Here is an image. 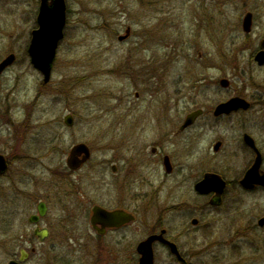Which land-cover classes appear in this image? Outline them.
Returning a JSON list of instances; mask_svg holds the SVG:
<instances>
[{
	"label": "rangeland",
	"instance_id": "374dc122",
	"mask_svg": "<svg viewBox=\"0 0 264 264\" xmlns=\"http://www.w3.org/2000/svg\"><path fill=\"white\" fill-rule=\"evenodd\" d=\"M66 2L65 35L45 83L28 52L40 0H0V61L16 54L0 78V149H10L18 136L27 141L21 140L24 149L17 147L19 151L35 155L43 149L41 140L57 135V155L44 159L53 164L65 162L71 147L84 141L93 146L91 166H97L91 180L100 181V159L118 156L105 148L112 143L110 135L128 126L121 140L129 135L134 149H142L158 139L156 118L164 117L171 130L164 144L177 165L169 175L157 165L139 173L150 184L147 195L156 211L170 209L167 224L190 227L178 236L186 264H264V225L258 224L264 217V189L248 191L238 182L254 158L243 142L245 131L264 153V103L219 119L210 112L235 93L264 97V65L254 59L264 38V0ZM248 10L255 13L250 33L243 30ZM128 28V38L120 40ZM224 76L231 80L229 88L219 84ZM202 103L209 113L196 122L200 132L186 145L176 132L186 114ZM68 113L73 126L65 123ZM218 140L223 144L215 152ZM207 170L228 180L219 206H207L209 196L194 189ZM111 173L109 167L108 180L115 176ZM9 200L0 202V264L29 246V240L23 243L27 237L21 243L18 235L32 229L24 203ZM181 202L183 210H174ZM192 217L200 219L199 226L191 224ZM50 258L36 253L29 264ZM155 264L181 263L159 248Z\"/></svg>",
	"mask_w": 264,
	"mask_h": 264
},
{
	"label": "flooded vegetation",
	"instance_id": "af4514ba",
	"mask_svg": "<svg viewBox=\"0 0 264 264\" xmlns=\"http://www.w3.org/2000/svg\"><path fill=\"white\" fill-rule=\"evenodd\" d=\"M40 5L41 0L39 7ZM248 13H251L252 16L253 29L254 11H246L243 20ZM262 41H264V38L259 43V49L254 54V59L257 52L262 49ZM255 61L257 62L256 59ZM139 65L142 68L146 67L142 63ZM147 71L149 72L150 70L148 69ZM222 78L230 80L227 76ZM230 85L231 80L229 86L223 88H229ZM235 96L243 97L250 103V107L247 110L253 105L264 103V97L259 94H254L249 98L242 93H235L222 101ZM216 105L210 111L216 119L245 111L238 110L230 114L216 116L214 114ZM205 106L202 103L194 108L193 110L202 109L203 113L192 124L182 128L187 114L193 110L189 111L176 132L184 136L183 139L186 140V145H188L190 138L197 136L200 132L196 122L205 116L206 113H209ZM163 118H156L160 128L158 130V139L152 144L145 145L142 149H134V141L132 137L128 138L129 135H125L124 143L121 140L124 137V132L128 134L130 130L128 126L119 128L121 133L110 135L112 143L105 145V148H113L118 156L113 160L106 157L100 159L98 165L100 169H103V176H101L100 181L91 180L92 178L94 179L91 169L97 166H91L94 150L90 143L85 142L90 148V157L77 168H71L68 165L69 153L77 143L69 150L65 162L60 160L58 163H53V165L44 161L46 158L51 159L57 155V135H51L50 138L46 137L41 140L43 149L35 155L26 153L27 149L22 152L19 151L17 147H21L23 150L22 141L24 145L27 141L18 138V136L15 139V145L9 146L10 149L5 146L1 148L0 154L5 158L6 169L0 175V200H2L0 202L3 205L4 203H10V197L16 199V201L21 200L24 206L27 207L25 212L26 221L32 226V229H26V231L18 235L21 236V238H18L21 243L22 240L24 241L22 237H27L23 243H27L29 240V246L27 248L22 247L19 255H13L8 263L11 260H17L22 264H29L32 255L38 253L43 255V257L44 255H51L50 260H45L43 264H141L143 255L149 251L150 238L154 235H161L162 239L157 238L150 241L154 254V264L156 252L159 248L169 251L174 261L186 264L188 260L178 242V236L188 232L190 227L186 222L177 228L167 224L165 216L167 211L170 212V209L168 207H158L156 211L154 200L147 195L149 194L147 185L150 184L148 181H144L139 173L140 168L157 165L158 167L164 166L166 175H169L177 165L164 144L171 130L168 128V122H165ZM161 132H163L162 135ZM245 133L252 134L245 131L242 138L245 147L253 153L254 158L251 163L247 164L244 174L252 166L256 158L255 150L244 141ZM252 136L262 153L261 169L264 171V153L257 139L254 135ZM115 137L116 142H114ZM213 150L215 152L218 151L214 149V146ZM109 167L111 174L115 175L112 176V180H108L106 176V170L108 171ZM208 172L218 173L212 170L205 171V173ZM204 174L195 182L194 189L196 183L203 178ZM223 178L227 182V188L228 180L224 176ZM3 180H5V184L2 183ZM240 180L238 181L239 184ZM240 186L248 191L264 189V186L260 185L255 186L253 189H246L241 184ZM195 191L199 195L209 196L207 206H219L223 202L224 193L222 202L219 205H213L210 200L214 192L201 194L196 189ZM184 205L185 203H178L175 205L174 210H183ZM96 207L101 209L99 214H95L94 210ZM196 208L201 209L199 206H193V209ZM4 209L6 208L4 207ZM7 213H10L9 208L6 210ZM195 218L198 219L197 223L193 222ZM190 222L194 227H197L200 224V219L192 217ZM166 241L176 244L184 261L172 252L169 243Z\"/></svg>",
	"mask_w": 264,
	"mask_h": 264
},
{
	"label": "water",
	"instance_id": "95a60500",
	"mask_svg": "<svg viewBox=\"0 0 264 264\" xmlns=\"http://www.w3.org/2000/svg\"><path fill=\"white\" fill-rule=\"evenodd\" d=\"M67 22V4L66 0H41L37 15L38 27L32 31V38L28 47L31 63L38 68L42 74L44 82L47 83L51 79L53 64L56 59L58 46L61 40L64 38V29ZM243 29L246 32H250L252 29V16L248 13L243 20ZM130 34V28L126 30L124 35H120L119 39L122 40L128 37ZM262 49L257 52L255 59L258 64H264V41L261 44ZM16 60V54L10 53L0 61V77L2 72ZM219 84L222 87H228L230 80L228 78H221ZM250 107V103L243 97L235 96L226 101H222L215 106L214 114L216 116L230 114L231 112L238 110H247ZM203 113L202 109H195L187 114L185 122L182 128H185L192 124L195 119ZM65 123L69 126L74 125V117L71 113L65 116ZM244 141L256 152V158L252 166L245 172L244 176L240 180V184L246 189H253L255 186H264V171H262L263 156L256 141L249 133L244 134ZM222 144V141H217L214 145V149L217 151ZM90 148L85 142H80L74 145L69 153L68 165L71 168H77L84 163L90 157ZM6 169V161L3 155L0 154V175ZM169 169V168H168ZM227 182L221 174L215 172L205 173L203 178L195 185V189L201 194H208L214 192L210 202L213 205H219L222 202V195L225 191ZM100 208H95V214H99ZM194 223L198 222V219H193ZM259 224H264V217H261ZM163 237L161 235H154L149 240V251L145 253L141 259V264H154V254L151 248L153 239ZM169 243L171 250L175 253L179 259L184 261L182 255H180L175 243L166 241ZM23 258V256H22ZM8 264H22L17 260H11Z\"/></svg>",
	"mask_w": 264,
	"mask_h": 264
}]
</instances>
